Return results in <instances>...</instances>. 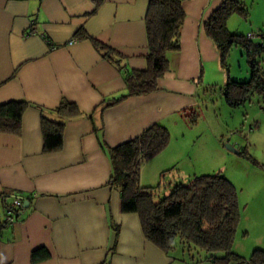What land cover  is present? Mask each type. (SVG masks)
<instances>
[{
    "label": "crops",
    "instance_id": "crops-1",
    "mask_svg": "<svg viewBox=\"0 0 264 264\" xmlns=\"http://www.w3.org/2000/svg\"><path fill=\"white\" fill-rule=\"evenodd\" d=\"M221 2L185 1L180 47L167 54L169 70L158 90L104 109V101L126 88L117 66L91 39L119 53L125 68L144 70L149 0H0V105H29L20 134H0V220L13 197L28 202L0 232V264H212L191 262L180 249L165 254L145 240L139 217L122 213L119 193L107 186L111 165L102 145L115 147L160 123L170 141L143 164L140 185L147 166L153 177L176 166L184 181L204 173L188 165L198 154L187 141L186 118L207 71L221 69L204 29ZM79 30L82 39H76ZM63 100L82 114L61 120L52 111ZM42 116L64 122L58 150L44 151ZM218 139L216 133L207 146L210 155L201 154L210 156L211 165L223 156ZM254 196L249 222L239 223L233 244L245 259L264 249V191Z\"/></svg>",
    "mask_w": 264,
    "mask_h": 264
},
{
    "label": "trees",
    "instance_id": "trees-1",
    "mask_svg": "<svg viewBox=\"0 0 264 264\" xmlns=\"http://www.w3.org/2000/svg\"><path fill=\"white\" fill-rule=\"evenodd\" d=\"M185 1L188 0H149L144 20L147 37L144 70L125 68L119 53L91 39L101 56L117 66L126 88V94L104 101V109L129 97L158 90V80L169 70L167 54L180 47ZM246 6V3L238 0H222L204 23L205 32L219 52L223 68L227 70L226 60L234 47L243 51L248 64L250 75L247 81L227 79L222 88L224 99L231 107L243 106L255 94L264 100V68L259 60L261 53H264V35L257 34L261 41L255 43L253 33L239 35L227 28L228 20L234 15L247 20L249 14ZM249 34L253 37H248ZM76 36V39L84 38L81 30ZM28 106L22 100L1 104L0 134L19 135L22 117ZM52 112L63 121L82 114L75 104L64 100ZM189 117L190 122L194 123L193 110ZM63 127L64 122L41 117L45 152L60 148ZM169 141L168 130L160 123H154L135 138L115 147L102 145L111 165L107 186L119 193L121 212L136 214L145 240L165 254L180 248L191 262L210 260L212 264H264V249H255L247 259L233 249L240 219L237 193L232 183L219 173L194 175L186 183L170 184L166 186L167 194L159 199L155 198L159 185H140L141 167L163 151Z\"/></svg>",
    "mask_w": 264,
    "mask_h": 264
},
{
    "label": "rangeland",
    "instance_id": "rangeland-1",
    "mask_svg": "<svg viewBox=\"0 0 264 264\" xmlns=\"http://www.w3.org/2000/svg\"><path fill=\"white\" fill-rule=\"evenodd\" d=\"M246 4L249 14L247 20L234 15L228 20L227 28L239 35L253 33L254 42L259 43L261 39L256 35L259 33L264 35V0H247ZM259 60L261 67L264 68V53H261ZM226 63L227 70L220 65L219 72L207 71L208 75L199 90L197 105L193 107L195 122H190L191 117L186 118L189 126L186 138L187 141L190 140L192 153L198 154V158L188 165L204 170L200 175L219 173L232 183L237 193L239 223L244 225L249 222L246 218H250L253 212L254 204L251 197L254 198V194L258 195L264 191V100L255 94L243 106L231 107L222 93L227 79L245 82L249 79L250 73L240 48L234 47L230 50ZM216 133L219 134L218 140L223 156L211 165L210 156L205 159V155L201 154L210 155L213 152L207 149V146L211 148L209 144L213 142ZM204 144L206 146L201 148ZM240 152H244V155H239ZM146 169L147 178L143 186L159 185L155 194L157 199L167 194L166 186L170 185L168 182H172L171 184L187 182L174 170L176 166L157 177L152 176L154 174L150 167L147 166ZM174 175L178 178L172 181Z\"/></svg>",
    "mask_w": 264,
    "mask_h": 264
},
{
    "label": "built area",
    "instance_id": "built-area-1",
    "mask_svg": "<svg viewBox=\"0 0 264 264\" xmlns=\"http://www.w3.org/2000/svg\"><path fill=\"white\" fill-rule=\"evenodd\" d=\"M35 31L33 29L30 30V34L34 33ZM248 37L252 38L253 35H248ZM73 41H70L69 43H72ZM25 201V198L15 196L12 198L11 203L4 207V213L3 218L0 220V232L10 227L16 220H17V213L22 209L23 203Z\"/></svg>",
    "mask_w": 264,
    "mask_h": 264
},
{
    "label": "water",
    "instance_id": "water-1",
    "mask_svg": "<svg viewBox=\"0 0 264 264\" xmlns=\"http://www.w3.org/2000/svg\"><path fill=\"white\" fill-rule=\"evenodd\" d=\"M227 148L230 150V151H233V149H231L230 147L227 146ZM237 153V152H235ZM28 207V202L27 201H24L23 203V208H27Z\"/></svg>",
    "mask_w": 264,
    "mask_h": 264
}]
</instances>
